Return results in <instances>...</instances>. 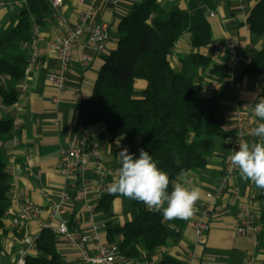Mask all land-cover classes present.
Wrapping results in <instances>:
<instances>
[{
    "label": "crops",
    "instance_id": "obj_1",
    "mask_svg": "<svg viewBox=\"0 0 264 264\" xmlns=\"http://www.w3.org/2000/svg\"><path fill=\"white\" fill-rule=\"evenodd\" d=\"M142 0H63L57 8H52L51 16L44 25L38 26L39 39L36 51L40 62L39 68L32 67L26 79L27 91L23 103V111L18 136L25 140L26 149L13 138L5 144V156L8 169L11 173V194H15L17 202L32 200L46 206L50 200L57 198L60 191L66 188L71 194L67 202L68 218L71 224H84L93 218L99 222H106L105 214L95 208L96 199L91 197L85 201L80 184L83 180L91 183L96 181L89 168L77 174L71 180L61 176L56 168L58 153L61 147L73 145L82 129L89 132L91 143L99 146L103 163L106 167L118 168L119 152L123 148L128 150L138 144V137L126 139L120 137L111 140L104 124H93L84 128L79 125V108L82 100L93 94V87L102 65L107 61L110 51L115 48L118 33V22L128 15L134 5ZM23 0H6L0 9V38L14 25L17 8ZM172 9L188 10L191 4L203 5L204 0H159ZM213 8L207 12V19L211 25L212 42L198 48V52L210 57V63L201 74L203 85L202 94H217L218 102L224 112V133L216 141L213 155L207 167L197 173L191 171L180 175L177 180L186 186L200 187L201 198L197 201L198 211L195 215L184 220L180 240L169 246L173 256L181 259L192 248L198 253L199 264H260L264 262V232L253 235H240L233 229V223L238 218L239 204L247 203L252 213L259 219H264V200L258 199L259 188L251 181L242 180L238 174L230 179L228 189L217 199L209 214L210 229L200 244L194 242L193 222L201 216L202 208L209 199L206 193L214 191L218 177L222 172L224 159L227 153L226 136L235 134L239 129V115L246 114L256 124V118L251 106L253 95L259 98L264 96V72L260 75L240 76L241 70L256 53L264 46V34L255 35L246 22L251 7L250 0H212ZM87 9L94 10L93 16L86 20L88 24L106 21L109 24L110 40L105 48L95 51L81 40L72 51L71 59L65 71L63 96L57 101L52 100L53 86L48 81V73L59 66V59L51 50L50 43L54 37L64 35L75 25L82 23L81 13ZM215 15L210 17L208 13ZM231 39L232 45L223 49H216L215 41L226 42ZM187 36H182L175 44L174 52L179 54L191 51ZM32 47L28 46L27 56ZM12 50H7L1 57H10ZM87 57H90L89 59ZM3 79L0 78V82ZM233 84L236 92L230 89ZM146 86L143 80H136L134 88L141 91ZM12 117L10 105L2 104L0 97V119ZM252 142L256 139L245 137ZM174 182V183H175ZM17 202L13 207L17 209ZM87 204H91L89 208ZM126 208L123 200L117 198L114 203L112 219L122 223L123 218L130 219L132 212L124 213ZM111 219V220H112ZM124 219V221H125ZM46 220V215L42 217ZM28 235L38 234L40 227L37 221L27 223ZM105 233H101V241L106 242ZM21 241L15 240L9 233L5 239L4 253L11 257V249L17 250ZM58 247L65 259L71 264H84L78 258L76 250L71 249L65 242L58 243ZM2 252V253H3ZM151 259H160V250L151 249L141 251ZM117 264H123L118 262Z\"/></svg>",
    "mask_w": 264,
    "mask_h": 264
},
{
    "label": "trees",
    "instance_id": "obj_2",
    "mask_svg": "<svg viewBox=\"0 0 264 264\" xmlns=\"http://www.w3.org/2000/svg\"><path fill=\"white\" fill-rule=\"evenodd\" d=\"M250 2L246 22L253 34L263 35L264 0ZM212 8V0H204L201 6L191 4L188 10L172 9L159 0L136 3L118 22L116 46L98 73L92 96L82 100L79 108L81 128L102 123L111 140L138 137V144L128 152L137 158L139 149L147 151L157 166L168 173L169 192L182 170L197 173L207 167L217 138L224 133L225 117L217 94H202L201 74L210 57L197 50L212 42L207 19ZM51 15L49 0H23L14 25L0 38V55L13 51L10 57L0 58L2 104L11 106L16 100L18 84L30 60L27 48L32 33ZM184 35L192 50L179 54L177 66L173 67L169 57ZM263 72L264 46L248 61L240 76L256 77ZM136 80L146 82L141 91L134 88ZM12 136V117L0 119V260L9 233L19 241L28 235L27 224L12 230L6 224L12 184L5 144ZM117 198L133 214L122 223L106 221V242L116 243L120 257L137 258L142 250L167 249L180 240L184 220H166L162 212L149 210L142 202L106 192L96 201V210L113 214ZM257 198L264 200V190L259 189ZM11 251L10 264H17V249ZM24 264L71 263L60 251L57 236L42 227ZM157 264L184 262L166 250Z\"/></svg>",
    "mask_w": 264,
    "mask_h": 264
},
{
    "label": "built area",
    "instance_id": "obj_3",
    "mask_svg": "<svg viewBox=\"0 0 264 264\" xmlns=\"http://www.w3.org/2000/svg\"><path fill=\"white\" fill-rule=\"evenodd\" d=\"M51 8H57L63 0H49ZM6 4V0H0V9ZM55 12L51 16H55ZM94 10L87 9L81 13L82 23L75 25L68 30L64 35L54 37L50 43L51 50L54 51L59 59V66L48 73V81L53 86L54 92L52 100L57 102L64 94L65 71L72 56L74 46L84 40L85 44L95 51L103 50L110 40L109 24L106 21L97 22L94 24L86 23V20L93 16ZM213 17L215 13H208ZM39 39L38 27H35L31 41L28 43L32 47L30 60L25 68V74L18 84L17 98L11 105L12 108V138L23 145L26 149L25 140H22L17 134L20 128L23 103L27 91L26 79L32 67L39 68L40 62L36 51V43ZM231 39L226 42L215 41L213 45L216 49H223L226 45H232ZM88 59L90 57H87ZM169 61L173 67L177 66L178 58L173 52ZM230 89L236 92L233 84H230ZM250 117L246 114L239 115V129L235 134H229L225 140L228 146V151L224 159V165L221 174L218 177L217 185L214 191L206 193L209 199L208 203L202 208L201 216L193 222L194 242L200 244L205 239V236L210 229L209 214L212 206L217 203V199L222 196L228 189V184L231 178L236 175L237 170L232 167L227 157L230 155V150H238L237 141L240 138L249 137L256 139L251 135V129L255 127ZM56 168L61 176L66 180H71L75 175L82 173L83 170L89 168L96 181L91 183L89 180H83L80 184L82 196L85 201L93 196L96 199L100 198L112 181L117 178L118 169L108 168L104 165L102 153L98 145L91 143L89 132L84 128L77 141L71 146H63L58 153ZM71 200V194L63 188L58 197L49 201L46 206L35 203L32 200H24L17 202L15 194L10 195V204L6 211V224L10 230L18 228L21 224H27L31 221H37L39 227L49 228L53 234L57 236L58 243L63 241L71 249L78 253L79 260L84 264H117L119 261L123 264H157L161 259L164 247H160V259H151L145 255H140L137 258L120 257L118 246L113 242L101 241V233L106 232V222H99L90 218L84 224H71L68 218L67 202ZM17 202V209L13 207V203ZM89 208L91 204H87ZM148 208V207H147ZM149 209V208H148ZM151 210V209H149ZM46 215V220L42 217ZM233 229L237 234L253 236L258 235L264 230V219L256 217L247 203L239 204L238 218L233 223ZM39 233V232H38ZM37 235H27L21 241V246L17 250V264H24L25 257L30 254L34 247ZM184 264H199V256L194 248L190 249L183 258Z\"/></svg>",
    "mask_w": 264,
    "mask_h": 264
},
{
    "label": "clouds",
    "instance_id": "obj_4",
    "mask_svg": "<svg viewBox=\"0 0 264 264\" xmlns=\"http://www.w3.org/2000/svg\"><path fill=\"white\" fill-rule=\"evenodd\" d=\"M251 110L258 121L251 129V135L257 139L249 142L238 139V150H230L227 157L232 167L238 170L242 180L251 181L257 188L264 190V96L253 95ZM120 167L117 178L107 189L110 195H120L142 202L149 209L162 212L166 220H188L198 211L197 201L201 198L198 186L188 187L177 180L169 192L170 179L166 171L161 170L152 156L143 148L134 158L123 148L119 152ZM182 170L180 175H185Z\"/></svg>",
    "mask_w": 264,
    "mask_h": 264
},
{
    "label": "rangeland",
    "instance_id": "obj_5",
    "mask_svg": "<svg viewBox=\"0 0 264 264\" xmlns=\"http://www.w3.org/2000/svg\"><path fill=\"white\" fill-rule=\"evenodd\" d=\"M16 11H18V8H17V10ZM10 29V28H9ZM7 33V32H6ZM5 33V34H6ZM4 34V35H5ZM125 206V205H124ZM126 208V207H125ZM128 212V210H127V208H126V211H124V213H127ZM105 218H106V220H111L112 219V214L111 215H109V214H105ZM126 217H124L123 218V221H124V219H125ZM128 219V218H127ZM126 220V219H125ZM12 254V251H10L9 252V255H11ZM8 258H10V257H8V256H6V254L3 252L2 253V257H1V260H0V264H10V259H8Z\"/></svg>",
    "mask_w": 264,
    "mask_h": 264
}]
</instances>
